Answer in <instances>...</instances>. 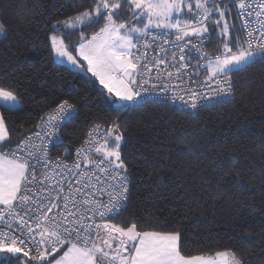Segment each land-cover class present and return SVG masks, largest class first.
Here are the masks:
<instances>
[{
    "label": "snow or ice",
    "instance_id": "1",
    "mask_svg": "<svg viewBox=\"0 0 264 264\" xmlns=\"http://www.w3.org/2000/svg\"><path fill=\"white\" fill-rule=\"evenodd\" d=\"M230 2L239 10V28L225 19L231 8L221 7V0H94V7L52 25L51 47L86 78L91 73L106 90L109 104L131 107L138 100L147 102L149 89L144 85L152 80L153 69L157 80L169 81L163 91L172 89L170 96L156 99L157 103L170 99L192 110L227 103L233 94L232 74L264 62V0ZM122 15L136 23L122 22L118 19ZM96 24L102 26L85 36L83 28ZM209 24L215 25L211 33ZM75 31L80 32L79 58L86 63L68 51L63 36L55 34L70 37ZM212 36L222 39L215 56L204 48ZM0 37L9 38L2 23ZM165 45L176 51L169 53ZM154 47L157 54L150 56ZM186 55L196 57L194 67L202 62L206 78L197 84L199 91L191 86L172 88L173 79L179 87L201 75L186 71ZM161 66H165L163 72ZM11 87L0 85V108L22 111ZM155 88L152 85V91ZM76 115L74 106L64 100L41 118L38 131L13 146L0 114V264H243L233 251L185 255L179 232L112 222L126 210L129 198L120 124L113 120L106 130L100 125L92 128L72 164L53 162L47 145L62 140L46 137L55 134L61 121Z\"/></svg>",
    "mask_w": 264,
    "mask_h": 264
},
{
    "label": "trees",
    "instance_id": "2",
    "mask_svg": "<svg viewBox=\"0 0 264 264\" xmlns=\"http://www.w3.org/2000/svg\"><path fill=\"white\" fill-rule=\"evenodd\" d=\"M225 4L231 8L225 19L239 28L236 7L221 0ZM92 7L94 0H0L9 37L0 38V85H11L23 106L1 108L12 144L64 100L78 115L63 130L62 154L74 152L92 125L107 129L116 120L131 194L112 222L179 232L185 255L233 251L243 264H264V62L232 74V100L194 113L155 101L109 104L91 73L86 78L59 63L51 47L53 24ZM118 19L136 23L127 15ZM101 26L83 28L85 36ZM208 27L211 33L215 25ZM55 34L86 63L78 55L79 31ZM221 47L222 39L212 36L211 51Z\"/></svg>",
    "mask_w": 264,
    "mask_h": 264
},
{
    "label": "built area",
    "instance_id": "3",
    "mask_svg": "<svg viewBox=\"0 0 264 264\" xmlns=\"http://www.w3.org/2000/svg\"><path fill=\"white\" fill-rule=\"evenodd\" d=\"M236 7V6H235ZM236 10H237V15H238V12H239V10H238V8L236 7ZM238 18H239V22H240V24H241V18L239 17V15H238ZM246 18H248L250 21H254V19H255V17H246ZM253 26H255L254 24H253ZM243 33V32H242ZM171 39H174V37H172ZM211 43H212V38L210 39V40H208V41H206L205 42V45H204V48H205V50L207 51V53H208V55H210V56H215L217 53H213L212 51H211V49H210V47H211ZM191 46V45H190ZM165 47L166 48H169V53L170 52H172V51H176V49L175 48H172V47H170V45H165ZM185 53H187V49H185ZM157 54V51H156V49H155V47L153 48V50L152 51H150V53H149V55L151 56V55H156ZM184 62H186V63H188V65H189V67L186 69V71L188 72V73H195L196 71H199L200 73H201V75L199 76V78L193 83V82H190V81H188V80H185L184 81V83L182 84V85H179V87H177V81L175 80V79H173L172 81H171V85H172V88H175V90L176 91H179L180 90V88L181 87H189V86H191L192 88H194V89H196L197 91H199V89L197 88V84L199 83V81H202V80H204L205 78H206V76H205V74H204V69H203V66H202V62H201V66L200 67H194L195 65H197V59H196V57L195 56H193L191 59H189L188 58V56L186 55V57H185V61ZM176 66L177 67H179V63H176ZM165 66H161V72H163V68H164ZM169 70H172L171 68H169ZM156 69H153V73H152V76H153V78H152V80L150 81V83L148 84V85H144V87H146V88H148L149 89V93H148V95L145 97V100L146 101H155L156 99H162L165 95H168V96H170L171 94H172V89H169V91L167 92V93H165L164 91H163V89H164V86L166 85V84H168L169 83V81L167 80V78H164L162 81L161 80H157L156 78H155V76H156ZM232 80V79H231ZM152 85H155L156 86V88H155V91H152ZM213 87H214V85H213ZM232 97H231V99L230 100H232V98L234 97V88H233V81H232ZM141 95L143 96V95H145L144 93H141ZM229 100V101H230ZM143 102H145V101H141V100H138L137 102H136V104L135 105H132L131 106V108L132 107H134V106H136V105H138V104H140V103H143ZM161 103H164V104H167V105H170V106H172V107H174V108H177V109H179V110H183V111H189V112H191V113H194V112H196V111H198V110H200V109H202V108H199L198 110H192V109H189V108H187L186 106H184V105H182L181 104V102L180 101H176L175 103H173L172 102V100H164L163 102H161ZM129 104H131V102H129ZM222 104V103H221ZM216 105H219V104H215L214 106H216ZM212 107V106H211ZM207 108V107H206ZM75 109V108H74ZM75 111H76V109H75ZM50 112H52V111H50ZM50 112H48V113H50ZM48 113H46V114H48ZM45 114V115H46ZM44 115V116H45ZM43 116V117H44ZM71 120V119H70ZM70 120H67L66 122L65 121H61V123H60V125L56 128V130H55V134L53 135V136H51V137H46V139H49V140H51V141H55V139H56V137L58 136V137H60V139L62 140V143H49L48 145H47V147H48V152H49V155H50V158H51V160L53 161V162H55V161H57V160H64V161H66L67 163H69V164H72L73 162H75L76 161V159H77V157H76V151H77V149H79V148H81L82 146H84V144H85V141L88 139V132L92 129V128H94L97 124H95V125H92L90 128H89V130H88V132H87V135H86V138H85V140H84V142L78 147V148H76L75 150H74V152H72V153H68L67 155H65V154H62V153H60V147L62 146V145H64V136H63V130H64V128H65V126L69 123V121ZM41 125V119L39 120V122H38V124H37V126L35 127V129L33 130V131H31L30 133H28L27 135H25L20 141H22L26 136H29V135H31V134H33V133H35L36 131H38L39 130V126ZM101 127V130L103 131V130H106L105 128H103L102 126H100ZM19 141V142H20ZM34 141H35V143H37V144H39L40 143V141L39 140H36L35 138H34ZM18 142V143H19ZM17 144V143H16ZM15 144V145H16ZM15 145H13V146H15ZM82 168L83 167H85V165L82 163ZM38 175L40 174V173H37ZM128 176V175H127ZM128 178H129V176H128ZM129 181H130V178H129ZM128 188H129V198H128V200H127V206H128V203H129V199H130V192H131V181H130V183L128 184ZM123 212V211H122ZM121 212V213H122Z\"/></svg>",
    "mask_w": 264,
    "mask_h": 264
},
{
    "label": "rangeland",
    "instance_id": "4",
    "mask_svg": "<svg viewBox=\"0 0 264 264\" xmlns=\"http://www.w3.org/2000/svg\"><path fill=\"white\" fill-rule=\"evenodd\" d=\"M186 18H188V17H186ZM0 23H2L1 22V19H0ZM3 24V23H2ZM5 31L7 32V29L5 28ZM217 31H219L218 29H217ZM7 34H8V32H7ZM0 38H3V37H0ZM54 55H55V52H54ZM55 59H56V61H58L59 63H62V64H64V65H66V66H68L69 68H71V69H75V70H77V69H80V68H78V67H76V66H74V65H72L70 62H68L66 59H64V58H58L56 55H55ZM20 102V101H19ZM0 114H1V108H0ZM122 142V141H121Z\"/></svg>",
    "mask_w": 264,
    "mask_h": 264
}]
</instances>
